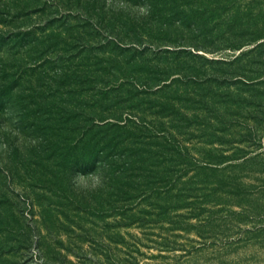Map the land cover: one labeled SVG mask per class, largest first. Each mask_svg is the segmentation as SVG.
Masks as SVG:
<instances>
[{"label": "trees", "instance_id": "1", "mask_svg": "<svg viewBox=\"0 0 264 264\" xmlns=\"http://www.w3.org/2000/svg\"><path fill=\"white\" fill-rule=\"evenodd\" d=\"M121 1L144 14L0 0V126L34 139L0 169L30 173L37 200L98 172L143 205L126 225L202 238L214 207L257 209L243 178L264 174L247 150L264 147V0Z\"/></svg>", "mask_w": 264, "mask_h": 264}, {"label": "rangeland", "instance_id": "2", "mask_svg": "<svg viewBox=\"0 0 264 264\" xmlns=\"http://www.w3.org/2000/svg\"><path fill=\"white\" fill-rule=\"evenodd\" d=\"M106 5L136 17L144 14L143 5L121 0H106ZM14 123L11 118L0 126V167L34 140L26 130L17 135ZM252 143L250 153H264L263 146ZM243 180L257 209L235 217L225 207H214L219 212L200 238L193 231L126 225L125 210L143 205H127L98 172H74L59 196L37 200L30 173L0 169V264H264V232L256 238L252 230L264 229V174L248 172Z\"/></svg>", "mask_w": 264, "mask_h": 264}]
</instances>
